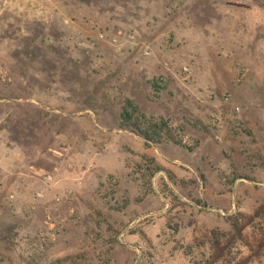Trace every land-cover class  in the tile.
<instances>
[{
  "label": "rangeland",
  "instance_id": "obj_1",
  "mask_svg": "<svg viewBox=\"0 0 264 264\" xmlns=\"http://www.w3.org/2000/svg\"><path fill=\"white\" fill-rule=\"evenodd\" d=\"M263 54L264 0H0V264H264Z\"/></svg>",
  "mask_w": 264,
  "mask_h": 264
},
{
  "label": "crops",
  "instance_id": "obj_2",
  "mask_svg": "<svg viewBox=\"0 0 264 264\" xmlns=\"http://www.w3.org/2000/svg\"><path fill=\"white\" fill-rule=\"evenodd\" d=\"M263 53V52H262ZM260 54V52L259 53H256V57H257V59L259 58L258 57V55ZM263 56H264V54H263ZM264 58V57H263ZM262 58V59H263ZM264 60V59H263ZM263 64H264V61L262 62ZM94 171L93 170V167L92 168H87V166H86V170L84 169V170H82V183H84V181H85V178L88 176V171ZM87 171V172H86ZM102 173V172H101ZM78 177H80V176H78ZM18 179H23V178H18ZM3 181H5V175H4V173L2 174V176H0V183L1 182H3ZM174 259H176V257L174 256V257H167V258H163L162 259V263L161 264H174V263H176V261L174 260Z\"/></svg>",
  "mask_w": 264,
  "mask_h": 264
},
{
  "label": "trees",
  "instance_id": "obj_3",
  "mask_svg": "<svg viewBox=\"0 0 264 264\" xmlns=\"http://www.w3.org/2000/svg\"><path fill=\"white\" fill-rule=\"evenodd\" d=\"M132 110L134 111V109H132ZM146 133H147V132H143V133H142V137H143L145 140H148L150 136H148Z\"/></svg>",
  "mask_w": 264,
  "mask_h": 264
},
{
  "label": "built area",
  "instance_id": "obj_4",
  "mask_svg": "<svg viewBox=\"0 0 264 264\" xmlns=\"http://www.w3.org/2000/svg\"><path fill=\"white\" fill-rule=\"evenodd\" d=\"M44 179H45L46 181H49V180H50V177H49V176H45ZM11 197H12V196H9V198H11Z\"/></svg>",
  "mask_w": 264,
  "mask_h": 264
}]
</instances>
